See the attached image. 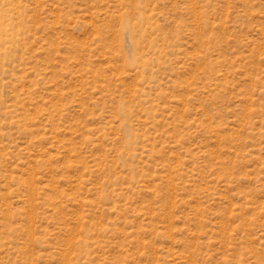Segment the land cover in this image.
Masks as SVG:
<instances>
[{"label":"rangeland","instance_id":"rangeland-1","mask_svg":"<svg viewBox=\"0 0 264 264\" xmlns=\"http://www.w3.org/2000/svg\"><path fill=\"white\" fill-rule=\"evenodd\" d=\"M0 264H264V0H0Z\"/></svg>","mask_w":264,"mask_h":264}]
</instances>
